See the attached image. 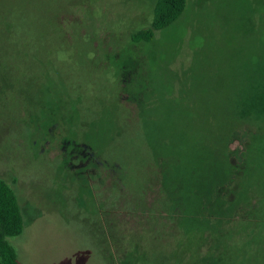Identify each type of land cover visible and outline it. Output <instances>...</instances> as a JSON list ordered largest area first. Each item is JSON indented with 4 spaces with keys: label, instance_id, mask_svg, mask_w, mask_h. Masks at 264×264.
<instances>
[{
    "label": "rangeland",
    "instance_id": "obj_1",
    "mask_svg": "<svg viewBox=\"0 0 264 264\" xmlns=\"http://www.w3.org/2000/svg\"><path fill=\"white\" fill-rule=\"evenodd\" d=\"M154 2L0 0V179L23 217L8 239L20 264H125L139 254L132 264H184L215 252L210 226L227 219L208 215L221 208L201 188L172 213L152 197L143 205L153 153L192 160L203 131L218 130L222 146L241 129L231 162L254 204L264 194V120L253 119L264 105V0H187L152 41L132 42ZM133 95L150 114L145 125L128 116ZM68 127L76 142L64 139ZM89 160L124 173L125 189L90 178Z\"/></svg>",
    "mask_w": 264,
    "mask_h": 264
},
{
    "label": "trees",
    "instance_id": "obj_2",
    "mask_svg": "<svg viewBox=\"0 0 264 264\" xmlns=\"http://www.w3.org/2000/svg\"><path fill=\"white\" fill-rule=\"evenodd\" d=\"M187 0H155L153 6V18L150 26L147 29L136 31L131 33L130 40L132 42H149L155 38L158 31L163 30L170 25H172L182 14L185 9ZM59 15V14H58ZM80 31V29H79ZM131 96V95H130ZM134 99V109L130 108L128 105H124L127 110H129L128 116L130 114L134 115L140 124L149 122L150 114L146 109L141 107L139 96L133 95ZM139 102V103H138ZM148 106V103L144 102V108ZM253 112L255 120H264V105H258ZM78 120H80V114H77ZM70 128H65L64 139L68 141H75L72 138H68L66 134L69 133ZM241 129H236L230 132L224 144L221 146L219 142V133L215 131H203L207 135H201L200 137L193 140L194 144H197L198 158L191 157L192 160H182L177 159L175 156L164 157L156 156L152 151L154 150V143L152 142L151 131L142 132L147 135L141 134L142 140L145 142L150 151L155 155V163L151 165L146 179L145 185L148 186V191L150 194L144 197L143 205L150 202L148 197H152V203L162 202L164 210L172 213L174 209H178V205H183L190 203L191 195L197 193L195 191L201 188L205 195L208 197L209 205L221 208L217 211V214H208L210 217L218 216L224 219L230 220L233 218H239L241 214L240 211L244 206H250V209L244 210V215L241 216L247 220L264 219V206L259 208L264 204V194L259 193L257 200L254 204L253 195L249 193V188H242L240 182L238 181L237 167L231 162V155L235 153L229 148V144L234 139V136ZM66 133V134H65ZM147 136V139H146ZM76 142V141H75ZM78 143V142H77ZM202 145V146H201ZM201 146V147H200ZM175 152L173 153V155ZM97 169V174L91 173V169ZM81 169L86 174H89L90 178H97L96 175L101 177V186L107 183V186H112L113 188H118L120 191L124 190L123 185V174L121 172L113 173L115 170L113 167L101 166L98 168L97 164L93 163V160H89ZM106 171L105 176L101 170ZM110 169H113L112 172ZM82 172V171H81ZM116 174V175H115ZM108 177V178H107ZM125 177V176H124ZM235 186V188H233ZM226 189L228 194H232V198L228 199L226 193H220L219 189ZM201 199L200 197L194 195L193 199ZM116 203V199L113 198ZM184 202V203H183ZM202 202L198 200L196 203ZM253 202V203H252ZM150 204V203H149ZM171 205L172 207L170 208ZM228 208H232L233 212H226ZM142 211H148V209H142ZM182 211V210H181ZM182 214V212L180 213ZM183 214H187L183 210ZM242 215V214H241ZM222 220V219H221ZM211 224L212 232L222 229L218 222ZM23 229V217L19 206L18 198L12 189V187L4 180L0 179V264H20L17 259L14 248L9 242V237L21 233ZM221 240L217 239L216 242ZM136 252V251H135ZM139 254V253H138ZM133 256V255H132ZM144 255H136V258L126 259L125 264H132L137 262Z\"/></svg>",
    "mask_w": 264,
    "mask_h": 264
},
{
    "label": "crops",
    "instance_id": "obj_3",
    "mask_svg": "<svg viewBox=\"0 0 264 264\" xmlns=\"http://www.w3.org/2000/svg\"><path fill=\"white\" fill-rule=\"evenodd\" d=\"M218 225L222 229L214 233L221 241L215 252L185 255L184 264H264V222L220 220ZM235 226L242 229L235 230ZM242 237L245 240L240 242Z\"/></svg>",
    "mask_w": 264,
    "mask_h": 264
}]
</instances>
